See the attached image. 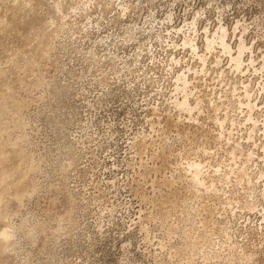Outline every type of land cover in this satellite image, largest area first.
Listing matches in <instances>:
<instances>
[{"label": "clouds", "instance_id": "clouds-1", "mask_svg": "<svg viewBox=\"0 0 264 264\" xmlns=\"http://www.w3.org/2000/svg\"><path fill=\"white\" fill-rule=\"evenodd\" d=\"M0 264H264V0H0Z\"/></svg>", "mask_w": 264, "mask_h": 264}]
</instances>
